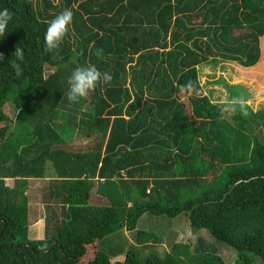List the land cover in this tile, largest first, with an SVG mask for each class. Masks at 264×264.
Segmentation results:
<instances>
[{"label":"trees","instance_id":"trees-1","mask_svg":"<svg viewBox=\"0 0 264 264\" xmlns=\"http://www.w3.org/2000/svg\"><path fill=\"white\" fill-rule=\"evenodd\" d=\"M4 8L13 19L0 37V264H264V132H253L264 108L221 119L197 68L214 57L257 63L264 0H0ZM65 9L68 35L47 52V25ZM18 45L19 77L9 63ZM88 64L111 85L70 103L68 78ZM76 127L92 136L68 143ZM48 175L43 233L30 239L28 181ZM94 186L104 204L90 203ZM145 212L186 215L234 260L202 237L193 249L172 241L137 252L163 240L136 229ZM122 228L135 231L134 247L102 248Z\"/></svg>","mask_w":264,"mask_h":264},{"label":"rangeland","instance_id":"rangeland-1","mask_svg":"<svg viewBox=\"0 0 264 264\" xmlns=\"http://www.w3.org/2000/svg\"><path fill=\"white\" fill-rule=\"evenodd\" d=\"M262 41V40H261ZM262 53L261 57L251 67L244 68L235 61L225 60L221 58H210V61L202 62L197 65L198 68V79L201 84L202 92L205 93L212 101L224 102L231 98L229 95L233 94L237 96H243L249 102V108L252 111L264 108V42H261ZM76 54L70 59L71 62L75 63ZM220 61V62H218ZM70 63V62H69ZM241 67V68H240ZM54 67L46 65L45 74L52 71ZM207 79L210 81L215 80V85L207 84ZM84 108V107H83ZM10 112V111H9ZM11 113V112H10ZM226 118L232 120V115H226ZM2 123H0L1 125ZM11 124H9V127ZM79 127H76L78 129ZM74 130V131H75ZM83 130V129H82ZM81 130V131H82ZM262 130L264 132V126L258 123L257 127H254L253 132H258ZM84 133L80 134V130H76L73 133L72 140L67 141L72 142H85L92 136H83ZM50 172V171H47ZM48 183V178H32L28 181V187L26 189V195L28 197V219L30 222V227L35 228L37 222H41L43 225L45 213L48 211V202L45 199V193L47 190L46 185ZM94 188L90 189L89 201L94 204H104L106 200L102 197L96 196L93 192ZM52 207L54 204H50ZM57 208V207H56ZM136 229H142L155 234L158 237H162L161 242L151 240L154 246H142L137 245L139 249L137 252L147 253L156 251L157 253H162L164 249L169 250L172 241H183L188 242L191 248L198 246L197 237H202L206 243H213L216 247L217 254L222 257L224 262L231 263L236 252L231 247L227 246L225 243L215 241L208 231L204 228H199L194 231L190 226L186 215L179 214L175 217H167L165 215H154L148 212L142 214L137 221ZM115 234L108 235L105 240L108 241L106 244L104 241L101 243L102 248L108 249L110 251H116L121 248L122 244L126 241L118 239V236H123L128 238L127 241H134L135 231H128L124 228L118 230ZM42 236V235H41ZM113 236V237H112ZM130 237V239H129ZM123 238V239H125ZM112 239V240H111ZM156 245V248H155ZM134 247L127 243V248ZM136 249V248H135ZM148 250V251H146ZM258 264V263H257Z\"/></svg>","mask_w":264,"mask_h":264},{"label":"clouds","instance_id":"clouds-1","mask_svg":"<svg viewBox=\"0 0 264 264\" xmlns=\"http://www.w3.org/2000/svg\"><path fill=\"white\" fill-rule=\"evenodd\" d=\"M13 19V13L4 8L0 10V37H3L9 23ZM73 22V12L71 9H65L57 14L47 25L44 35L45 51L53 52L58 50L63 44L65 37L68 35L69 27ZM102 50L97 54L100 55ZM13 59L10 60V66L17 77L23 75L24 69L22 64L25 60V50L19 45L11 54ZM5 60V54L0 52V61ZM112 75L102 72L95 64L77 67L72 71L68 78L67 99L70 103H78L81 99L86 98L97 86L111 85ZM194 82L189 81L187 85H181V88H193ZM249 102L243 96L231 97L223 102L220 106L221 119L226 115H234L237 112L243 116H248Z\"/></svg>","mask_w":264,"mask_h":264},{"label":"crops","instance_id":"crops-1","mask_svg":"<svg viewBox=\"0 0 264 264\" xmlns=\"http://www.w3.org/2000/svg\"><path fill=\"white\" fill-rule=\"evenodd\" d=\"M209 61H210V60H209ZM218 62H220V61H218ZM240 68H241V67H240ZM244 68H247V67H244ZM206 82H207L208 85H211V84H214V85H215V80H214V81H210L209 79H207ZM46 177H49V175L46 176ZM92 188H94L93 192H95V186L92 187ZM95 194H96V193H95ZM96 196L100 197L99 195H96ZM36 225H37V226H36L35 228H31V227H30V222H29V227H28V237H29L30 239L40 238L41 235H42V233H43V225H44V223H43V225H42L41 222L39 221V222L36 223ZM113 234H115V236H117L116 234H119V233H113ZM125 236H126V238H128L127 235H125ZM112 237H113V236H112ZM117 238H118V239L121 238L122 242H123V241H126V242H124V243L122 244V246H121L120 249H126V248H127V243H128V244H129V243H132L130 240L127 241V239H126L125 237H123V236H118ZM123 238H125V239H123ZM129 239H130V237H129ZM111 240H112V239H111ZM150 241H151V240H150ZM105 243L107 244L108 241L106 240ZM149 243H150L151 245L154 244V243H152V242H149ZM121 257H122L121 254H118V255H117V258H121Z\"/></svg>","mask_w":264,"mask_h":264}]
</instances>
